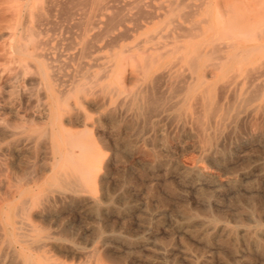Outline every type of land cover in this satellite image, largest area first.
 <instances>
[{
  "label": "bare ground",
  "instance_id": "1",
  "mask_svg": "<svg viewBox=\"0 0 264 264\" xmlns=\"http://www.w3.org/2000/svg\"><path fill=\"white\" fill-rule=\"evenodd\" d=\"M152 1L0 0L1 96L34 104L23 118L4 107L0 122L16 170L0 179V264L264 261V216L218 208L224 187L264 190V153L249 156L264 148V7L230 15L222 38L209 2ZM187 150L222 174L250 163L220 179L181 165ZM254 177L262 188L243 187ZM81 216L126 229L168 217L172 230L161 244L88 235Z\"/></svg>",
  "mask_w": 264,
  "mask_h": 264
},
{
  "label": "rangeland",
  "instance_id": "2",
  "mask_svg": "<svg viewBox=\"0 0 264 264\" xmlns=\"http://www.w3.org/2000/svg\"><path fill=\"white\" fill-rule=\"evenodd\" d=\"M149 1L151 2L152 0H149ZM162 1L163 0H153L152 3L157 6V5H160L162 3ZM187 1H189V2H187ZM187 1L184 0V4L187 6V8L185 9L186 11H188L189 8H191V7H192V9H194L196 7H201L202 3H203L202 0H197V1L196 0H187ZM205 1L210 3L211 23L213 22V24H215L218 21H220V25H221L220 26V28H221L220 29V37H222V38H225L226 36L230 35V34L227 35V32H225V30L222 29V27H223L222 22H225L227 20V18L229 19L230 15H231V17L233 15L240 16V15H245V14H249V15L253 16V14L256 10L264 7V0H204V2ZM186 2H187V4H186ZM191 4H192V6H191ZM194 5H196V6H194ZM219 16H220V20L217 19V17H219ZM236 34L231 33V35H236ZM1 43L2 42H0V44ZM0 66H1L0 67V72H1V71H3L2 62L0 63ZM4 74H6V73H4ZM1 93H2V83L0 81V99L3 100V101L0 100V122H2V123L10 121V119H11L10 114L8 113V110H6V111L3 110L4 107L13 108V110H15L18 113V115L22 118H23V115H25L27 112L29 114L34 109L33 108L34 104L31 105V103H28L27 101H24L25 102L24 103L23 102L24 99L21 100V97H19V96H15V97H12V96L4 97L3 96L2 97ZM87 112L93 119L97 118L99 115V113H97L93 110L88 109ZM2 113H4V114H2ZM101 125L103 127V133L105 132L106 135H108L110 132L113 133V130L111 129V126L109 124L104 123ZM184 152H182L178 156V160H179V163L181 165L185 164L184 166H191L195 162H197L196 165L203 172H207V173H210L213 175H217L220 179H224V178L230 177L232 175H237L243 168L248 166V164L250 163V159H247V160L240 162L236 165L233 164L232 166H230V170H229L230 172L222 174V172H218L214 167H211L206 162H198V160H196L197 155L192 150H187ZM262 153H264V148H261L258 146V147H254L252 149V151L249 152V156H257V155L262 156ZM9 162H10V156L5 154L4 152L0 151V168L2 169L0 179H5L8 176L12 177L13 173L16 172V170L14 168H12L11 165H9ZM189 163H191V164H189ZM242 185L245 188L254 187V186L261 187L260 180L258 177H254V178H252L251 181L246 182V183H242ZM261 190L262 191H260V193L254 194L252 196L245 195L243 192L229 195L228 194L229 188L224 187L220 191V201L221 202H220V206H218V208L220 209V211H224V212H227L228 214H231L232 208H234L235 205H242V206H245L247 209H251V210L255 211V213L257 215L264 216V193H263L264 190H263V188ZM97 195H99V193ZM225 198H226V200H225ZM182 201H184L186 204H188L190 206H195L194 200L191 198V196H186V198L184 197V200H182ZM139 219L145 220V225L150 228V229H148L145 227V229H148V231L143 229L141 226L139 227V226H135V225H133L132 227H129V229H126L123 227H118L115 224H112L110 222L104 223V221L102 222V221H99L97 219H93L89 216H81L79 218H76L75 225L77 227V230L82 231V232H87L88 235L90 234L91 231L94 230V231H98V232H104L105 234H112V233L114 234L115 233V234L127 235L129 237L134 234L136 236H143L145 238H148L152 242L156 241V243H158V244L159 243L160 244L165 243L168 240V234L165 233V235H164V234H162V232L160 230V228L162 226L165 228L166 232H169L170 230H172V227L170 224L171 220L168 219V217H165V219L162 223H159V220H157L158 218H155V217H150L148 219H144L143 216H140ZM167 220H169V221H167ZM160 221H162V220H160ZM168 224L170 227L168 226ZM77 242L78 243L82 242V243H80V245L82 247H84L88 243V239H79V240H77ZM174 242L178 243V241H174ZM93 245L97 246L99 248V243H98L97 239L94 240ZM114 256H117L118 260L119 259L124 260V258L122 256L116 255V254L115 255L113 254L111 257L114 258ZM97 257L102 258L101 252H99L97 254ZM171 263H169V264H171ZM259 264H264V261L260 262Z\"/></svg>",
  "mask_w": 264,
  "mask_h": 264
}]
</instances>
